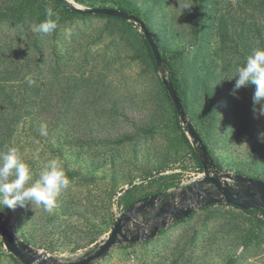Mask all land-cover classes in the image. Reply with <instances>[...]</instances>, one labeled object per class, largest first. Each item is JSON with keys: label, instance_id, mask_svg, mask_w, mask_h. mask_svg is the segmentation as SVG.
<instances>
[{"label": "rangeland", "instance_id": "374dc122", "mask_svg": "<svg viewBox=\"0 0 264 264\" xmlns=\"http://www.w3.org/2000/svg\"><path fill=\"white\" fill-rule=\"evenodd\" d=\"M23 1L0 0V13L14 14ZM69 1L122 9L144 21L170 63L165 75L178 76L188 119L219 168L264 181V115L253 111L255 87L233 95L235 80L227 79L255 48H264V0H197L198 32L193 0ZM17 18L0 23V153L17 147L33 180L47 160L58 158L70 183L51 212L42 206L0 210L20 241L68 264L111 235L128 210L119 201L130 184L159 178L134 191L142 198L158 189L162 176L181 174L174 179H181L179 187L169 191L177 195L205 175L175 123L137 24L79 19L63 26L56 39L33 33V22L16 24ZM36 38L40 48L32 45ZM32 88L43 100L26 107L21 99L33 98L24 94ZM42 121L48 124L46 137L39 133ZM194 213L180 224L169 221L153 242L119 246L95 264H264V224L254 238L255 218L236 208ZM143 221L138 215L126 227L150 231L153 222ZM9 255L0 233V264H15Z\"/></svg>", "mask_w": 264, "mask_h": 264}, {"label": "water", "instance_id": "95a60500", "mask_svg": "<svg viewBox=\"0 0 264 264\" xmlns=\"http://www.w3.org/2000/svg\"><path fill=\"white\" fill-rule=\"evenodd\" d=\"M62 1L70 9L79 13L104 15L134 22L140 26L149 42L159 68L164 65L159 46L145 23L137 16L119 9L87 8L75 5L69 0ZM161 78L176 107L182 125L187 130L186 135L203 165L205 176L186 189L181 190L177 195L172 193L165 198L154 195L131 206L116 221L114 229L107 239L89 248L77 261L68 264H95L100 260H104L119 246L151 241L162 230L168 228L169 221L177 222L189 217L196 210H201L208 206L226 204L244 211L252 209L264 210V181L222 171L215 164L193 124L189 121L172 82L164 73L161 74ZM176 197L181 198L182 202L185 200L186 204L177 205L174 202ZM138 215L143 216V218L145 216L151 217L148 221H145V219L143 221V223L147 224L153 222L150 231L146 232L141 227H138L135 232L127 229V224L132 222ZM0 233L8 252L22 264H63L55 258L43 257L28 244L20 241L14 234L10 218L2 210H0Z\"/></svg>", "mask_w": 264, "mask_h": 264}, {"label": "clouds", "instance_id": "9594fccd", "mask_svg": "<svg viewBox=\"0 0 264 264\" xmlns=\"http://www.w3.org/2000/svg\"><path fill=\"white\" fill-rule=\"evenodd\" d=\"M58 21L59 14L48 6L45 8V18L32 23L30 28L33 33L50 35L57 29ZM227 79L235 80L233 95H237L242 87L254 86L253 111L264 115V48H255L244 64L235 68V77ZM257 105L260 106L258 109ZM39 133L45 137L48 135L47 122L39 124ZM261 138L264 139V133ZM33 159L39 160V150L33 153ZM69 183V177L58 158L47 160L38 178L33 180L31 166L21 158L17 147L11 146L0 153V205L3 207L15 209L17 206H31L34 209V206H42L44 211L51 212Z\"/></svg>", "mask_w": 264, "mask_h": 264}, {"label": "trees", "instance_id": "16d2710c", "mask_svg": "<svg viewBox=\"0 0 264 264\" xmlns=\"http://www.w3.org/2000/svg\"><path fill=\"white\" fill-rule=\"evenodd\" d=\"M47 1L46 0H24L22 3H20V5L18 7V10L16 9L14 14L0 13V23L6 22L9 19L14 20L15 16L18 17L17 20H15L16 24H18V23L22 24L25 21L26 22L38 23V22H40L41 20H43L45 18V8L50 6V7L53 8V10L55 12H57L59 14L58 27L53 32V34H54L56 39L60 37L59 32H60V30H61V28L63 26L69 25V24H76L77 22H75V21L79 20V19L102 18V19H110V20L122 21V22L128 23L130 25H135L134 22H128L127 20L120 19V18H114V17L104 16V15H86V14H83V13L76 12V11L70 9L65 4V2H63L62 0H47ZM193 1L195 3V16H196L195 17V20H196L195 21V26H196V32H198V22H197V19H198L197 7H198V5H197V0H193ZM120 10H122V9H120ZM125 12H127V11H125ZM129 14H131V13H129ZM145 25L147 26L146 23H145ZM147 28H148V26H147ZM155 42L159 46V44H158V42L156 40H155ZM36 43L38 45H35ZM142 44H143V46L145 48V51H146V53L148 55V59L150 61V64L153 67V69L155 70V72L156 73H160V75L163 74V73L165 74L166 71H168L170 69V63L167 61V59L161 53V56H162L163 61H164V65L161 68H159V66L157 64V60H156L155 55L153 53V50H152L149 42L145 38L144 33H142ZM32 45L34 46V48H36V47L40 48V46L43 45V44L39 43V40L36 38L34 43H32ZM16 46H18V45H16ZM31 49L33 50L32 47H31ZM159 49H160V46H159ZM54 52H55V54H54L55 59L57 60L59 58L58 49L55 48ZM182 55H183V51L178 52L177 54H175V57H181ZM5 63L2 62V64H5ZM42 64L45 65L46 63L42 62ZM57 69H58V71L60 73L63 70L62 66L57 67ZM167 78L172 82L175 90L177 91L178 97L180 98V100L182 102V105H183V108H184V111H185V113H186V115L188 117L187 107H186V105H185V103H184V101H183V99L181 97V93H180V83H179L178 76L173 72ZM161 84H162V87H163L164 91L166 92V96H167V98H168V100H169V102L171 104V107H172V110H173V113H174V116H175V123H176L177 127L180 129V131L182 133V138H183L184 142L188 145V147L191 149V155L193 156V158H195V162L197 163L196 164L197 168L199 169L200 172H203L204 171L203 165H202V163H201L196 151L193 149L189 138L186 135V131L187 130L182 126V122H181V120L179 118V115H178V112L176 110V107H175V105H174V103H173V101H172V99H171L166 87L164 86V84L162 82V78H161ZM1 90L3 91V88H1ZM34 91H36V88H34V89L32 88V90H30V89L24 90V94L25 93H31L32 94L31 97H33V98H30V99H28V98L27 99H25V98L21 99V101L23 103H28V106H26V107H29L32 104H34L37 99H42V96L38 95V92H34ZM4 92H6V91H4ZM6 93H8V92H6ZM16 99H17V97H16ZM194 128H195L196 132L198 133V135L200 136V138L202 139L204 145L206 146V148H207L210 156L214 160L215 164L219 167L215 157L212 154V150L209 147L208 143H206L204 141V138H202V136H201L200 132L198 131V129L196 127H194ZM175 175L176 176L174 178L170 179V180H164L165 177L162 176V179H163L162 182L163 183L158 187V189L155 192H153L152 194L151 193L147 194V195L143 196L142 198H136L133 195L134 191L142 184H150V185H152V184L158 182L159 178L156 179L154 176L153 177L149 176V177L145 178V180L141 184L140 183L139 184H135V183L130 184L129 189L126 191L125 194H123L121 196L122 198L120 199L119 204L124 205V209L127 210L131 206L141 202L143 199L150 198L151 196H154V195H158L161 198L168 197L171 194L169 191L174 189V188L179 187L180 182H181L180 178L176 182L174 180L176 177H180L181 174H178V175L175 174ZM214 206H219V205L208 206V207L202 208L201 211H206L207 209L212 208ZM220 206L226 207L228 205L220 204ZM233 208H235V207H233ZM236 209L240 210L242 213H245V214L249 215L250 217L255 218V219H252V228H251V231H250L251 235L255 238V235H257L258 230L261 229L263 224H264V210L252 209V210H249V211H244V210H241L239 208H236ZM194 215H195V213L191 214L187 218H184L182 220L177 221L176 223L177 224L183 223V222L189 220L190 218H192ZM150 218L151 217L145 216L144 219H145V221H148ZM154 240L155 239H153L151 241H147V242H142V243L148 244L150 242H153ZM128 247H134V244L127 245L125 248H128ZM108 257H106L105 259H107ZM9 258L15 264H21L12 255H9Z\"/></svg>", "mask_w": 264, "mask_h": 264}]
</instances>
